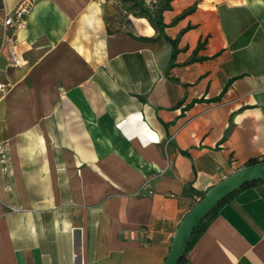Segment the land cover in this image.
Wrapping results in <instances>:
<instances>
[{
  "label": "crops",
  "instance_id": "0c3cea01",
  "mask_svg": "<svg viewBox=\"0 0 264 264\" xmlns=\"http://www.w3.org/2000/svg\"><path fill=\"white\" fill-rule=\"evenodd\" d=\"M88 1L30 0L17 65L0 33V264H163L204 192L264 158V0H138L152 22ZM179 264H264V179Z\"/></svg>",
  "mask_w": 264,
  "mask_h": 264
},
{
  "label": "water",
  "instance_id": "95a60500",
  "mask_svg": "<svg viewBox=\"0 0 264 264\" xmlns=\"http://www.w3.org/2000/svg\"><path fill=\"white\" fill-rule=\"evenodd\" d=\"M264 179V159L246 164L207 189L183 216L163 264H179L194 228L223 199L245 184Z\"/></svg>",
  "mask_w": 264,
  "mask_h": 264
},
{
  "label": "built area",
  "instance_id": "2783aa9c",
  "mask_svg": "<svg viewBox=\"0 0 264 264\" xmlns=\"http://www.w3.org/2000/svg\"><path fill=\"white\" fill-rule=\"evenodd\" d=\"M104 1V0H102ZM117 3H121L122 0H115ZM31 8L30 0H20L16 8L12 13L5 12L0 17V33L2 37V46L6 47L10 55V60L13 65L18 63V54L11 44V36L16 34L19 30L23 29L26 25L25 15ZM9 85L5 82H0V91L6 93ZM8 155L5 144L0 143V169L2 173L12 174V171L8 165ZM12 210H17L13 207Z\"/></svg>",
  "mask_w": 264,
  "mask_h": 264
},
{
  "label": "trees",
  "instance_id": "16d2710c",
  "mask_svg": "<svg viewBox=\"0 0 264 264\" xmlns=\"http://www.w3.org/2000/svg\"><path fill=\"white\" fill-rule=\"evenodd\" d=\"M124 1H131L132 2V5H131V7H130V9H131V12L133 11V13L135 14V12H136V10H135V7H140V13H138V14H135V15H137V16H143V17H145V18H147L150 22H152V20L150 19V16H149V14H148V11H147V9H145L143 6H142V4H141V2H139L138 0H124ZM169 0H166V2H168ZM165 5H168V3L167 4H165ZM153 24H155V25H157L158 27H162V22H161V20H157L155 23L153 22ZM172 56H174V51H173V53H172ZM264 159V158H263ZM256 161H258V159H253V160H251L250 162H249V164L250 163H253V162H256ZM215 209V208H214ZM214 209L213 210H211L204 218H203V220L194 228V230H193V232H192V235H191V237H190V239H189V241H188V243H187V245H186V247H185V251H184V254L187 252V250L192 246V244L196 241V239L199 237V235L204 231V229L206 228V226L208 225V223H209V221L211 220V218H212V215H213V211H214ZM183 258H184V255L182 256V258H181V260L180 261H182L183 260ZM180 263V262H179Z\"/></svg>",
  "mask_w": 264,
  "mask_h": 264
},
{
  "label": "rangeland",
  "instance_id": "374dc122",
  "mask_svg": "<svg viewBox=\"0 0 264 264\" xmlns=\"http://www.w3.org/2000/svg\"><path fill=\"white\" fill-rule=\"evenodd\" d=\"M75 1V0H73ZM83 2V0H78V5H80L81 3ZM99 0H89L88 1V6L93 4V5H97L99 6ZM122 2H124V0H122ZM127 3H129V1H127ZM127 9H130V7H128ZM135 14H138L140 13V7H135ZM82 13V12H81ZM81 13H79V18H81ZM82 29L79 30V33H78V37L76 38V42L74 43L75 45V53L78 55V56H86V59H83L82 61L81 60H78L79 62H84L86 64L90 63L91 62V59L92 57L95 56V54H91L92 52H90V48H89V40L86 39V36H84L82 34ZM90 56V58H89Z\"/></svg>",
  "mask_w": 264,
  "mask_h": 264
},
{
  "label": "clouds",
  "instance_id": "9594fccd",
  "mask_svg": "<svg viewBox=\"0 0 264 264\" xmlns=\"http://www.w3.org/2000/svg\"><path fill=\"white\" fill-rule=\"evenodd\" d=\"M150 135H152V136H153V138H151V139L149 138L150 140H153V141H155V140L157 139V136H156V134H155V133H151ZM150 135H149V136H150Z\"/></svg>",
  "mask_w": 264,
  "mask_h": 264
},
{
  "label": "snow or ice",
  "instance_id": "6c2138e0",
  "mask_svg": "<svg viewBox=\"0 0 264 264\" xmlns=\"http://www.w3.org/2000/svg\"><path fill=\"white\" fill-rule=\"evenodd\" d=\"M149 138L151 139V138H153V136H152V135H150V136H149Z\"/></svg>",
  "mask_w": 264,
  "mask_h": 264
}]
</instances>
